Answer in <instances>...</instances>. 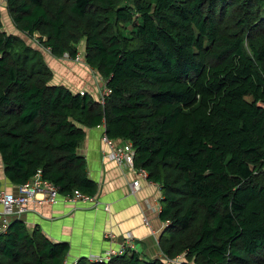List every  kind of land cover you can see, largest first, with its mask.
Instances as JSON below:
<instances>
[{"label": "trees", "instance_id": "trees-1", "mask_svg": "<svg viewBox=\"0 0 264 264\" xmlns=\"http://www.w3.org/2000/svg\"><path fill=\"white\" fill-rule=\"evenodd\" d=\"M15 29L83 61L103 102L51 84L40 50L0 19V159L13 185L37 170L94 195L85 128L134 148L160 188L161 256L74 264H264V0H3ZM66 242L12 219L0 264H66Z\"/></svg>", "mask_w": 264, "mask_h": 264}, {"label": "crops", "instance_id": "crops-1", "mask_svg": "<svg viewBox=\"0 0 264 264\" xmlns=\"http://www.w3.org/2000/svg\"><path fill=\"white\" fill-rule=\"evenodd\" d=\"M81 45L82 54L84 45ZM45 60L52 70L51 84L65 86L73 93L82 91L101 103L110 92L101 77L83 59L75 62L66 54L57 58L48 52ZM104 135L108 137L104 134L103 124L87 127L78 147V152L85 158L87 174L96 184L94 195H86L79 190H74L71 195L60 194L55 184L41 177L56 187L57 200L50 203L44 192H38L28 203L25 213L10 218L8 223L12 219H21L29 230L38 227L50 240L66 242L69 245L66 264H74L80 257L101 256L108 248L119 247L126 232L133 234L131 250L146 258L162 257L158 244L164 226L158 217L160 188L140 175L137 168L118 166L105 156L108 147L102 139ZM108 138L115 142L124 140ZM36 173L22 184H30ZM133 180L139 182V189L135 192L131 191ZM16 186L4 176L0 159V192L13 191ZM75 191L84 196L74 198ZM1 217L0 206V220ZM144 218L149 224H145ZM108 231L114 235L113 241L105 237Z\"/></svg>", "mask_w": 264, "mask_h": 264}, {"label": "built area", "instance_id": "built-area-1", "mask_svg": "<svg viewBox=\"0 0 264 264\" xmlns=\"http://www.w3.org/2000/svg\"><path fill=\"white\" fill-rule=\"evenodd\" d=\"M76 61H80V56L76 57ZM83 94V92H80ZM103 141L107 144L108 150L104 153L105 156L112 159L118 166L134 167V148L132 143L125 140L118 142L109 139L105 135ZM140 175L147 177L146 172L143 169H137ZM139 189L138 180H133L131 183V191L135 192ZM38 192H44L47 196V200L50 203H54L57 200L58 192L55 186L47 184L41 178L40 171L38 170L34 180L30 184H22L16 186L13 191L0 192V206L2 208V217L0 220V232L3 231L10 218L19 217L25 213L27 205L30 201L34 200L35 195ZM80 192L75 191L74 198H81ZM105 209L108 210L107 206ZM145 224H149L147 218H144ZM105 237L108 241L114 240V235L111 231L105 233ZM133 234L126 232L123 237V243L119 247L108 248L101 256H90L91 262H107L113 256L122 255L131 250L133 247Z\"/></svg>", "mask_w": 264, "mask_h": 264}, {"label": "rangeland", "instance_id": "rangeland-1", "mask_svg": "<svg viewBox=\"0 0 264 264\" xmlns=\"http://www.w3.org/2000/svg\"><path fill=\"white\" fill-rule=\"evenodd\" d=\"M0 19H1V23H2V26L4 28V30L6 32H9V33H14L16 35H19L21 39H23L24 41H26L27 43H30L32 44V47L35 48V49H38L40 50V52H43L42 55L43 57H45L44 59H46L47 55H48V50L45 49L44 47H42L41 45H39L34 37H37V35L35 34V36H33V38H30V37H27L25 36L24 34L22 33H19L15 27L13 26L9 16H8V13H7V10L5 8V2L3 0H0ZM80 49L79 51L81 50L82 48V45L79 46ZM50 53V52H49ZM80 57H83V54L80 55ZM46 61V60H45ZM75 62H82V60L80 61H75ZM47 63V62H46ZM52 82V81H51Z\"/></svg>", "mask_w": 264, "mask_h": 264}, {"label": "clouds", "instance_id": "clouds-1", "mask_svg": "<svg viewBox=\"0 0 264 264\" xmlns=\"http://www.w3.org/2000/svg\"><path fill=\"white\" fill-rule=\"evenodd\" d=\"M45 49H46V48H45ZM79 49H80V48H79ZM47 50H48V49H47ZM48 51H49V50H48ZM82 54H83V52H82ZM80 55H81V52L79 51L78 54H77V56H80ZM77 56H76V57H77ZM76 57H75L74 61H76ZM81 59H83V57H80V60H81ZM130 251H131V250H130Z\"/></svg>", "mask_w": 264, "mask_h": 264}]
</instances>
